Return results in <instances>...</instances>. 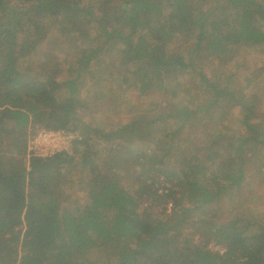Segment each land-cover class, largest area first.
Returning a JSON list of instances; mask_svg holds the SVG:
<instances>
[{"label": "trees", "instance_id": "obj_1", "mask_svg": "<svg viewBox=\"0 0 264 264\" xmlns=\"http://www.w3.org/2000/svg\"><path fill=\"white\" fill-rule=\"evenodd\" d=\"M246 47L264 0H0V264H264V96L202 72Z\"/></svg>", "mask_w": 264, "mask_h": 264}, {"label": "rangeland", "instance_id": "obj_2", "mask_svg": "<svg viewBox=\"0 0 264 264\" xmlns=\"http://www.w3.org/2000/svg\"><path fill=\"white\" fill-rule=\"evenodd\" d=\"M82 1L86 3H90V0H82ZM173 39L174 40H170L171 44L169 45V49L175 51L181 50L182 43L179 40V37H174ZM207 58L208 59L205 60V64H203L204 66H202V70H203L202 72L206 74L208 77L226 76L227 74L231 73L233 67H238L240 68V73H241L240 76L249 77L250 79H253L254 82L259 87L260 92L264 96V50L263 49H258L256 47H246L245 50L242 49L241 51H239V54L234 57L233 63L227 61L218 62L216 59L212 58L211 56ZM183 74L184 73L181 71L175 72L176 77H181ZM193 79L194 77L188 75L186 81H188V84L190 83L192 87L193 86L196 87V85H194L195 83L193 82ZM235 81L237 83H240L241 81L240 77ZM115 94H116V90L113 89L108 93L104 94L101 99L100 98L93 99L91 101V114H96L97 115L96 118H104L105 120H107V123L109 124V127L107 129H110L111 127H115L119 119L124 120L126 118V114L121 109L122 108L121 104H118L114 100ZM221 111L227 112V110L224 107L221 108ZM231 111L234 114H238L239 109L238 107H236ZM191 133L193 135H196L194 132ZM64 137L65 138L61 137L59 139H56L54 140V142L49 144L36 143V149L35 146H32L31 144L32 139H31L29 141L30 147H28V149L32 151L34 150L35 152H39L41 154H46L48 152L51 153L52 151L59 149L70 150L71 141L76 137V135L64 134ZM257 191L258 193L250 197L246 202L252 203L251 205L252 209L253 210L259 209L260 212L261 204L264 205V181L261 183L257 182ZM194 240L199 241V238L196 236L194 237ZM209 247L212 250H221L220 246H217L213 243H210Z\"/></svg>", "mask_w": 264, "mask_h": 264}, {"label": "built area", "instance_id": "obj_3", "mask_svg": "<svg viewBox=\"0 0 264 264\" xmlns=\"http://www.w3.org/2000/svg\"><path fill=\"white\" fill-rule=\"evenodd\" d=\"M61 137L65 138L64 133H62V132H53V131L43 130V131H40L39 133H37L32 138L31 144H32V146H35V149H36V143H38V144H49V143L54 142V140L59 139Z\"/></svg>", "mask_w": 264, "mask_h": 264}]
</instances>
